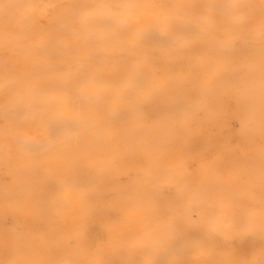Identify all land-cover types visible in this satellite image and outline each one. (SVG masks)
<instances>
[{"label":"clouds","instance_id":"clouds-1","mask_svg":"<svg viewBox=\"0 0 264 264\" xmlns=\"http://www.w3.org/2000/svg\"><path fill=\"white\" fill-rule=\"evenodd\" d=\"M0 264H264V0H0Z\"/></svg>","mask_w":264,"mask_h":264}]
</instances>
